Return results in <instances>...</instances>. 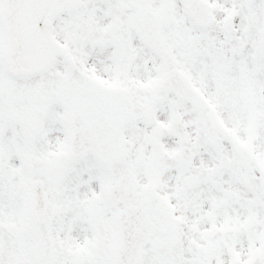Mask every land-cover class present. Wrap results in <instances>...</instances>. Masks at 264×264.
<instances>
[{"label": "snow or ice", "instance_id": "1", "mask_svg": "<svg viewBox=\"0 0 264 264\" xmlns=\"http://www.w3.org/2000/svg\"><path fill=\"white\" fill-rule=\"evenodd\" d=\"M0 264H264V0H0Z\"/></svg>", "mask_w": 264, "mask_h": 264}]
</instances>
